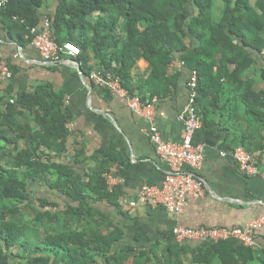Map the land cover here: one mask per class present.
Returning <instances> with one entry per match:
<instances>
[{
    "label": "trees",
    "instance_id": "1",
    "mask_svg": "<svg viewBox=\"0 0 264 264\" xmlns=\"http://www.w3.org/2000/svg\"><path fill=\"white\" fill-rule=\"evenodd\" d=\"M45 1L5 0L0 17L21 43L32 42L31 29L42 23ZM48 17L60 44L73 42L80 48L77 58L86 74L108 70L115 62L131 94L130 71L145 58L153 86L144 98L164 93L175 81L168 72L181 53L180 61L199 74L196 104L203 124L212 122L214 106L221 114L227 105L243 107L247 139L238 145L251 151L264 147V90L255 91L254 81L245 79L255 64L250 50L264 57V0H57ZM187 38L198 45L189 47ZM260 72L264 79V68ZM228 83L236 86L224 103ZM5 93L0 96V264H125L132 257L133 264H150L144 247L122 246L123 230L92 206L107 200L122 207V193L110 190L105 177L112 156L101 151L87 156L78 147L70 157L74 132L67 124L72 112L47 86L21 93L7 87ZM17 105L34 113L37 129L31 121H16L21 113ZM5 142L23 145L14 152ZM88 160L99 170L83 174L76 169ZM32 182L62 199L37 195ZM234 242H203L192 250V261L210 264L219 256L224 264H233V250L253 254L251 247L237 248ZM175 248L171 254L176 255Z\"/></svg>",
    "mask_w": 264,
    "mask_h": 264
},
{
    "label": "crops",
    "instance_id": "2",
    "mask_svg": "<svg viewBox=\"0 0 264 264\" xmlns=\"http://www.w3.org/2000/svg\"><path fill=\"white\" fill-rule=\"evenodd\" d=\"M45 2L41 9L43 20L37 27L38 31L44 29V18L57 7V0ZM186 43L191 48L198 45L191 38H187ZM0 54L9 66H14V75L1 85L0 96H7V87L14 93H21L34 92L38 86H47L57 98L63 99L64 105L72 112L74 135L70 138V157L78 147L85 149L87 156L99 151L104 155H111L113 160L109 166L113 185L125 199H136L144 185L163 187L169 166L158 155L147 132L149 122L130 109L126 97L97 88L77 57L66 55L62 61H44L38 49L30 41L21 43L1 17ZM250 54L255 59V64L245 73V79L251 78L254 81L255 91L264 90V79L260 72L264 68V57L253 50H250ZM180 56L181 53L176 54L168 72L169 77L175 81L164 88V93L153 96L157 98L156 125L165 139L175 142L182 141L184 122L181 115L190 94V69L180 61ZM79 67L83 69V74ZM119 68L114 62L110 69L101 70L117 74ZM150 72V64L145 58L136 61L130 71V84L135 93L150 94L153 86L148 83ZM228 85L231 89L228 90L229 96H224V103L236 86L235 83ZM5 107L3 104L2 109ZM17 110L21 111L16 117L18 123L31 121L35 129L38 128L33 120L34 113L22 109L20 105H17ZM213 112L212 122L209 125L203 124L194 135V144L204 147L205 159L195 174L204 181L206 194L200 198L190 196L184 213L175 215L164 207L149 206L125 210L107 200L92 203L94 208L105 213L113 225L123 230L121 245L144 247L146 256L151 258L150 264H199L192 261V250L201 246V242H179L174 234L177 226L232 229L244 227L249 222L264 217V172L247 175L229 154L236 145L241 144L242 139H247L245 134L248 118L245 110L243 107L237 109L227 105L223 114L216 106ZM14 135L9 131L10 137ZM5 143L7 149L14 152L23 145ZM221 152L227 153V156ZM76 169L83 174H92L99 170V166L94 160H88L77 165ZM31 189L39 196L62 199L39 183L32 182ZM67 203H71V200L67 199ZM106 226L108 223L104 228ZM254 238L256 245L251 247L253 254L233 250V264H264V226L254 233ZM235 241L234 247H242L240 241ZM172 246L176 247V255L171 254ZM184 247H187L186 251L180 252ZM153 249L156 252L153 253ZM133 262L134 257L125 264ZM210 264L224 263L219 256H215Z\"/></svg>",
    "mask_w": 264,
    "mask_h": 264
},
{
    "label": "built area",
    "instance_id": "3",
    "mask_svg": "<svg viewBox=\"0 0 264 264\" xmlns=\"http://www.w3.org/2000/svg\"><path fill=\"white\" fill-rule=\"evenodd\" d=\"M5 5V0H0V15ZM32 44L38 49L42 59L47 62L62 61L66 55L77 57L81 54L80 48L73 42L60 44L52 30V22L49 17L44 18V29L38 31L32 28ZM14 73L9 64L2 59L0 54V87L6 81L12 79ZM91 82L99 89L106 90L114 95L126 97L130 109L149 122L147 129L156 151L161 159L169 166L162 188L152 185H144L136 199L121 198V206L125 210L139 207H164L170 213L180 215L184 213L190 196L200 198L206 194V186L195 172L203 165L205 159L204 147L194 144L195 133L203 127V119L197 108L199 74L196 70H190L188 86L190 90L188 104L181 119L184 122V131L181 142L165 139L156 125L157 98H144L138 93L131 94L123 85L119 74L93 70L89 73ZM67 102V99H66ZM67 127L72 131L73 124L69 122ZM264 141V130H263ZM227 156V153L221 152ZM230 156L238 163L242 171L247 175H258L264 172V147L251 151L243 145L236 146ZM105 177L109 189L113 190V178L111 172ZM264 226V217L249 222L244 227L232 229L224 227L189 228L177 226L174 234L179 242L184 240H196L203 242H220L224 240H238L246 247H254L256 241L254 233Z\"/></svg>",
    "mask_w": 264,
    "mask_h": 264
},
{
    "label": "rangeland",
    "instance_id": "4",
    "mask_svg": "<svg viewBox=\"0 0 264 264\" xmlns=\"http://www.w3.org/2000/svg\"><path fill=\"white\" fill-rule=\"evenodd\" d=\"M220 6H221V4H220V2L218 1V2H217V5H216V7H215V11H216V12L219 11Z\"/></svg>",
    "mask_w": 264,
    "mask_h": 264
},
{
    "label": "water",
    "instance_id": "5",
    "mask_svg": "<svg viewBox=\"0 0 264 264\" xmlns=\"http://www.w3.org/2000/svg\"><path fill=\"white\" fill-rule=\"evenodd\" d=\"M79 70L81 71L82 74L84 73V72H83V69H82L81 67H79Z\"/></svg>",
    "mask_w": 264,
    "mask_h": 264
}]
</instances>
